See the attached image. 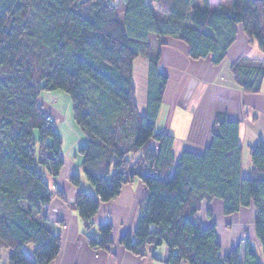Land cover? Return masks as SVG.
<instances>
[{
	"label": "trees",
	"instance_id": "trees-1",
	"mask_svg": "<svg viewBox=\"0 0 264 264\" xmlns=\"http://www.w3.org/2000/svg\"><path fill=\"white\" fill-rule=\"evenodd\" d=\"M204 2L0 0V251L10 250V264H51L61 252L60 224L49 219L48 205L49 177L64 167L63 140L39 105L45 91L70 97L86 137L82 174L94 192L78 172L70 183L78 189L73 209L87 230L101 204L138 179L147 197L136 230L120 239L128 251L144 257L149 247L166 245L167 264H261L250 240L222 255L216 229L205 228L198 212L214 199L223 201L225 215L254 206L264 256V139L251 150L253 170L245 178L240 124L226 114H216L204 152L185 150L178 160L175 138L157 131L168 77L151 38L161 45L165 37L181 40L192 59L212 56L217 66L241 25L264 50V0H231L215 11ZM139 58L148 62L143 111L134 82ZM232 71L246 93L261 91L264 62L243 57ZM112 232L111 225L99 226V238L88 234V244L110 250ZM29 244L33 256L25 250Z\"/></svg>",
	"mask_w": 264,
	"mask_h": 264
},
{
	"label": "crops",
	"instance_id": "crops-1",
	"mask_svg": "<svg viewBox=\"0 0 264 264\" xmlns=\"http://www.w3.org/2000/svg\"><path fill=\"white\" fill-rule=\"evenodd\" d=\"M230 1L208 0V3L211 10L215 11L221 6L230 7ZM203 3L205 5L204 0ZM152 41L157 42L155 38H151ZM163 43H158L156 49L160 51V69L167 75L168 84L159 113L157 131L175 138L173 152L178 160L185 150L204 152L212 140L216 114H226L230 120L240 124L242 175L249 178L253 170L251 150L264 139V81L259 93H246L236 82L232 66L243 57L253 62H264V50L247 37L241 25L237 27L236 41L228 50L226 59L217 66L212 63V56L200 60L192 59L187 44L181 40L165 37ZM138 67L141 69L140 85L144 88L142 105L137 79ZM147 73V60L137 59L134 82L137 102L142 111L146 102ZM57 98L60 100L61 97ZM56 104L49 110V114L63 140L64 167L58 177H49L51 187L55 184L57 190L48 205V217L52 222L60 224L58 228L62 245L61 252L51 264H167L169 249L166 245L151 246L146 255L140 257L120 244L123 236L136 230L141 206L147 197V188L138 179L124 185L117 198L102 203L93 219V227L90 231L85 228L73 209L78 189L70 183V177L74 172L80 173L83 187L88 192H94L82 174L83 158L79 150L85 145L86 137L77 126L74 114H71V100L64 107ZM57 192L62 193L65 198H60ZM256 215L254 206L225 215L224 203L220 199L203 201L198 212V218L205 228L216 229L222 255L226 256L242 242L250 240L259 253L261 264H264L255 229ZM107 225H111L113 229L111 249H93L88 244L87 235L99 238V226ZM10 254V250H1L0 264H10ZM240 256L243 262L244 247Z\"/></svg>",
	"mask_w": 264,
	"mask_h": 264
},
{
	"label": "rangeland",
	"instance_id": "rangeland-1",
	"mask_svg": "<svg viewBox=\"0 0 264 264\" xmlns=\"http://www.w3.org/2000/svg\"><path fill=\"white\" fill-rule=\"evenodd\" d=\"M193 5H198V6H203V0H193ZM157 11L160 13V11L157 9ZM122 15V13H121ZM152 41V47L153 49L156 50V46L159 43V40H157V42ZM139 65V63H138ZM137 74H138V83H139V92L141 93L140 95V105H142L143 100H144V88L142 85H140L141 81V69L140 67L137 68ZM57 96H60V100L59 98H57ZM70 97L64 93V92H49V91H45L41 94V97L39 98V105L41 106L42 110L44 111L45 115L54 123V119L50 116L49 114V110L53 109V107L55 106H65L68 105L69 99ZM55 103V104H54ZM71 110H72V106H71ZM67 111V110H66ZM65 111V112H66ZM73 112V111H71ZM73 114V113H71ZM52 189L53 192H55L57 190V186L54 184L52 185ZM26 251L30 254L33 255V251H34V246L32 244H29L26 246Z\"/></svg>",
	"mask_w": 264,
	"mask_h": 264
},
{
	"label": "built area",
	"instance_id": "built-area-1",
	"mask_svg": "<svg viewBox=\"0 0 264 264\" xmlns=\"http://www.w3.org/2000/svg\"><path fill=\"white\" fill-rule=\"evenodd\" d=\"M47 120L51 121L48 117H47Z\"/></svg>",
	"mask_w": 264,
	"mask_h": 264
}]
</instances>
